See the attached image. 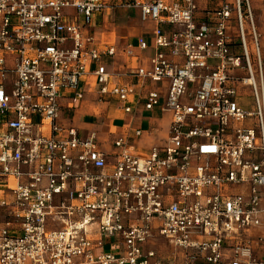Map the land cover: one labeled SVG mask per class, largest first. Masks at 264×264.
<instances>
[{"label": "built area", "instance_id": "obj_1", "mask_svg": "<svg viewBox=\"0 0 264 264\" xmlns=\"http://www.w3.org/2000/svg\"><path fill=\"white\" fill-rule=\"evenodd\" d=\"M113 8L152 23L134 82L92 32ZM263 41L250 0H0V264H264ZM90 91L168 113L163 143L80 127Z\"/></svg>", "mask_w": 264, "mask_h": 264}, {"label": "crops", "instance_id": "obj_2", "mask_svg": "<svg viewBox=\"0 0 264 264\" xmlns=\"http://www.w3.org/2000/svg\"><path fill=\"white\" fill-rule=\"evenodd\" d=\"M250 3L254 12V18L258 31L264 34V0H250ZM114 10H117V12L112 14ZM151 27L152 23L142 22L139 19L138 11L133 8H113L103 15L101 22L95 24L92 32L100 46L114 45L116 48H118V50L127 43H130L134 46L133 50L136 56L127 57L120 51H117L116 55L113 56L112 59H107L106 68L109 72H113L114 74H123L121 76H115L114 81L118 83H129L135 81L133 77L125 76L124 73L137 65L146 64L148 57L152 55L153 49L151 47V43L148 42V35H145L148 42V48L146 50L141 51L135 46L136 38L142 34L144 35ZM239 95V104L245 109H250L251 98L248 87L240 86ZM93 97L94 94L91 91L88 92L86 101L83 102L81 106L74 112L75 117H81L84 120L91 119V121H76L77 124L80 127H88V122L97 121L98 124L96 125L102 128L108 124L107 131L100 135L103 138L109 140L113 137L112 133L120 132L122 129H141L140 126H143L144 120L147 119L150 129L147 130L148 128H142V137L131 141L134 151L140 154L145 153L149 147L143 149L137 144H141L142 141L148 143L154 141L152 139V135L157 132L155 125L158 118L157 114L161 112L158 109L145 111L139 107L135 112L123 113L117 103L97 104L93 101ZM144 114H147L148 116L145 117ZM116 121H120L122 123L119 126L114 127L113 123ZM168 122L169 116L168 121L166 122V129ZM107 143L108 142L104 144L107 145L104 149L110 150V146H108Z\"/></svg>", "mask_w": 264, "mask_h": 264}, {"label": "rangeland", "instance_id": "obj_3", "mask_svg": "<svg viewBox=\"0 0 264 264\" xmlns=\"http://www.w3.org/2000/svg\"><path fill=\"white\" fill-rule=\"evenodd\" d=\"M116 12H117V10H114L112 12V14L113 13H116ZM147 38H148V42L151 43L150 37L148 36ZM144 115H145V117L148 116L147 114H144ZM157 115H158L157 116L158 118H157V121L155 123L156 128H157V132L154 135H152V139L154 141L153 142L151 141L149 143L142 141L141 144L140 143L137 144L138 146L140 145V147L143 148V149H146V148H148V147H150V146H152L154 144L163 143L164 134L166 132V122L168 121V116L169 115H168V113H158ZM74 120L75 121H79V122L81 121L82 122V120H84V119H82L81 117H74ZM84 121H91V119H85ZM121 123L122 122H120V121H116L115 123H113V126L114 127L115 126H119ZM107 125L108 124H106L103 128L102 127H99L98 128V132L101 135L103 133H105V131H107ZM148 126H149V124L147 123V119H145L144 120V125L143 126H140V127H141V129L142 128H148L147 130H149L150 129V126L149 127ZM100 141H101V138H100ZM105 146H107V145H103L104 148H105Z\"/></svg>", "mask_w": 264, "mask_h": 264}]
</instances>
